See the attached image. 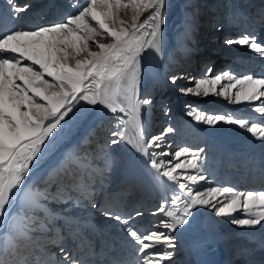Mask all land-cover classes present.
Returning a JSON list of instances; mask_svg holds the SVG:
<instances>
[{
    "label": "bare ground",
    "instance_id": "obj_1",
    "mask_svg": "<svg viewBox=\"0 0 264 264\" xmlns=\"http://www.w3.org/2000/svg\"><path fill=\"white\" fill-rule=\"evenodd\" d=\"M16 2L28 5V9L18 19H12L11 6L7 0H0V29H33L29 22L38 15L42 14L45 19L65 16V12L71 15L86 0H78V4L77 0ZM134 16L131 8L121 12L128 26L133 23ZM244 35L264 40V0H166L161 52L157 54L150 49L141 58L139 96L151 100L140 111L145 143L172 127L173 132L162 142L163 150L174 153L189 145L203 149V174L207 179L196 186L199 191L233 187L237 193H247L251 188L259 192L257 178H260L261 187L264 186V141L236 124L217 122L210 125L183 112L191 108L206 115L247 118L250 122L262 119L253 111L261 101L236 104L214 91L207 96L195 95L197 91L202 93V89H196V82L206 75L214 78L229 72L237 77H264V57L247 46L226 43ZM212 54L218 55L220 60L224 54H235L243 68L216 69L210 64ZM173 77H176L175 83ZM227 83V80L222 81V84ZM219 87L217 85L216 90ZM189 88L192 93L182 91ZM122 115L81 103L62 128L57 129L55 138L47 144L39 162L26 177L8 220L15 215L36 217L34 230L29 234L42 244V251L36 249L40 264H58L62 260L61 247L70 252L78 264H139L137 245L127 236L124 226L105 212L126 216L141 211L143 216L138 218V223L142 232L150 227L166 231L158 223L164 217L152 213L165 199L170 201L178 189L167 178H157L149 161L169 157L151 155L160 149H150L149 154L144 155L126 141L114 137L113 133L120 129ZM92 117L95 122L85 129ZM113 139L118 143L113 144ZM53 158L56 162L39 178L38 184H34L37 170ZM189 174L195 173L190 171ZM128 186L132 187L131 191ZM66 188L71 191L65 197ZM28 192L45 193L47 199L39 197L42 209H31L26 199ZM63 198L67 200L54 208ZM45 209L50 215H46ZM234 218L247 217L239 209L231 215L218 216L211 207L197 205L188 221L172 233L175 247L161 249L173 253L170 262L161 264H264V221L241 226L232 223ZM40 221L48 226V231L38 230ZM53 225L59 229L58 235ZM8 234V223L0 225V245ZM30 264H37L35 257L30 258Z\"/></svg>",
    "mask_w": 264,
    "mask_h": 264
},
{
    "label": "snow or ice",
    "instance_id": "obj_2",
    "mask_svg": "<svg viewBox=\"0 0 264 264\" xmlns=\"http://www.w3.org/2000/svg\"><path fill=\"white\" fill-rule=\"evenodd\" d=\"M7 3L11 6L12 19H18L28 9V5H20L16 0H7ZM129 8L135 12L130 26L121 18L122 10ZM165 17L166 0H86L76 13L62 22L35 29H0V225L8 223L9 227V234L0 245L3 253L0 264H30L32 257L40 264L36 249L42 251V244L29 234L34 230L36 217L15 215L10 221L8 217L26 177L39 162L47 144L81 103L123 114L114 137L126 141L144 155H148L150 149H160L151 155L169 157L149 161L157 178H167L178 189L170 201L165 199L152 213L164 217L158 223L166 231L150 227L142 232L138 223V218L143 216L141 211L126 216L105 212L124 226L127 236L137 245L139 264L171 261L173 253L161 249L175 247L172 233L188 221L197 205L211 207L218 216L231 215L239 209L247 218H234L232 223L241 226L264 221V191L237 193L233 187L197 190L199 182L207 179L201 157L204 150L189 147L174 153L163 150L162 142L173 132L172 127L145 143L140 111L151 100L139 96L141 58L150 49L160 54ZM226 43L247 46L264 57V40L255 36L244 35ZM175 80L173 77L172 82ZM225 80L228 83L222 84ZM217 85H220L218 90ZM195 87L202 89V93L197 91L195 95L207 96L214 91L236 104L261 101L253 109L262 118L258 122L219 114L206 115L201 111L190 114L198 122L210 125L217 122L236 124L264 141V101L261 100L264 98V77H237L223 72L214 78L206 75ZM182 91L192 93L191 88ZM118 140L113 139L112 143ZM190 171L195 174H189ZM39 197L47 199L42 192L26 194L31 209L43 208ZM45 212L50 215L46 209ZM53 229L58 235L59 229L54 225ZM38 230L46 232L48 226L40 221ZM60 252L62 260L58 264H78L63 247Z\"/></svg>",
    "mask_w": 264,
    "mask_h": 264
},
{
    "label": "rangeland",
    "instance_id": "obj_3",
    "mask_svg": "<svg viewBox=\"0 0 264 264\" xmlns=\"http://www.w3.org/2000/svg\"><path fill=\"white\" fill-rule=\"evenodd\" d=\"M221 2L222 1H219V3H221ZM202 10L203 9L200 8L199 9V12H201ZM133 14H135L134 11H133ZM69 15H70L69 12H65V16L64 15L62 17H60V16H58V17L57 16H52L51 17L50 16V18L45 19L44 16L42 14H40V15L37 16V18L33 19V21L32 22H29V23H31L34 26L33 29H35V28H37L39 26L50 25V24H55V23L62 22ZM25 24H27V22H25ZM196 50H197V48L195 47L194 48V52ZM225 55L226 54L222 55V57H221L222 59L221 60H220V57H216V56H218L216 54L210 55L211 56L210 64H213V67L216 68V69L220 68L222 71H227L231 67H234V66H235L234 68H238V69L243 68V63L240 62L239 60H237V57H236L235 54L230 55V56H225ZM238 62H239V64L237 65ZM194 67L195 66H193V68ZM204 67H205V69L208 68L207 65H205ZM197 73L198 74H201V71H197ZM182 104L183 105H186L185 102H182ZM182 104L180 106H182ZM183 112H185V114H187V113L190 114L193 111L191 110V108H185V110ZM214 112L215 111H212L211 110V113H214ZM151 113L153 114L152 109H151ZM94 122H95L94 117H92L91 118V121L89 122V124L87 125V127L85 129H87L89 126H91ZM189 147H190V149H194L195 150V146L189 145ZM51 160L46 165L41 166V168H39L37 170V173L35 174L34 184H38L39 178H41L48 171V169L51 168L52 165L56 162V158H53ZM259 180H260V178H257V180H256L257 187L256 188H257L258 191H264V186L261 187L262 184H261V182ZM243 184H244L243 182L240 183V186H243ZM128 187H129V190L131 191L132 190V187L131 186H128ZM250 190L253 191V190H255V188H251ZM70 191H71V188H66V191L64 193L65 194V197H66V194H70ZM66 200H67L66 198H63V200H58L57 203H56V205H54V208H57L59 204H61L62 202L64 203ZM62 212L65 213L66 210L63 209Z\"/></svg>",
    "mask_w": 264,
    "mask_h": 264
}]
</instances>
